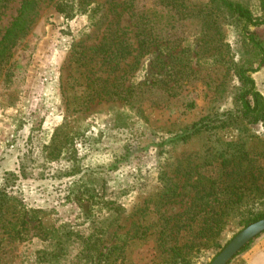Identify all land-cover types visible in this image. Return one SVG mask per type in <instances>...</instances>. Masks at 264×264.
<instances>
[{
    "label": "rangeland",
    "instance_id": "obj_1",
    "mask_svg": "<svg viewBox=\"0 0 264 264\" xmlns=\"http://www.w3.org/2000/svg\"><path fill=\"white\" fill-rule=\"evenodd\" d=\"M241 1L261 16L259 0ZM6 34L0 264H162L161 216L180 218L221 155L242 154L247 184L264 187L260 122L173 139L236 115L235 64L264 97V63L243 43L264 48V23L243 25L218 0H0ZM238 219L192 264H209L247 226ZM262 235L228 264H264Z\"/></svg>",
    "mask_w": 264,
    "mask_h": 264
},
{
    "label": "trees",
    "instance_id": "obj_2",
    "mask_svg": "<svg viewBox=\"0 0 264 264\" xmlns=\"http://www.w3.org/2000/svg\"><path fill=\"white\" fill-rule=\"evenodd\" d=\"M218 1L243 25L264 23L263 0H259L260 17H255L251 8L241 0ZM58 11L64 12V9L59 8ZM16 25L12 26V31ZM11 33V31L7 32L8 35ZM7 34L0 39V62L7 58L8 42L6 41L9 40ZM243 38L244 47L249 46L255 53L257 66L262 65L264 63V48L252 35L244 34ZM232 70L238 81L232 97L236 115L228 113L225 117L205 116L181 133L175 134L173 139L186 138L207 127L223 125L232 118H241L249 123L260 122L264 129V97L256 89L255 81L249 74L253 68L235 64ZM156 145L160 146V143H156ZM241 156L240 153H232L228 157L220 156V163L216 167L217 172L214 171L213 175L204 177L205 180L196 191L194 199L180 215V218L172 219L161 216L162 221L158 225L159 231L156 233L155 239L164 254L162 264H192L195 254L200 253L203 248L220 246L218 239L234 218H239V224L248 225L264 217V201H262L264 187L253 184V181L247 184L249 181L245 179V173H248L249 167L246 166L241 170L239 166H236L241 161ZM193 186L191 184V187ZM172 191L174 192V188ZM212 195L215 196L213 203H209V197ZM249 199H252L251 202H248ZM248 246L249 244L241 252ZM91 251L92 247H88L84 258H90L92 253L88 252Z\"/></svg>",
    "mask_w": 264,
    "mask_h": 264
},
{
    "label": "water",
    "instance_id": "obj_3",
    "mask_svg": "<svg viewBox=\"0 0 264 264\" xmlns=\"http://www.w3.org/2000/svg\"><path fill=\"white\" fill-rule=\"evenodd\" d=\"M264 232V217L238 231L209 264H228L245 246Z\"/></svg>",
    "mask_w": 264,
    "mask_h": 264
},
{
    "label": "crops",
    "instance_id": "obj_4",
    "mask_svg": "<svg viewBox=\"0 0 264 264\" xmlns=\"http://www.w3.org/2000/svg\"><path fill=\"white\" fill-rule=\"evenodd\" d=\"M261 238H262V239H260V242H262L261 244H263V243H264V235H262Z\"/></svg>",
    "mask_w": 264,
    "mask_h": 264
}]
</instances>
